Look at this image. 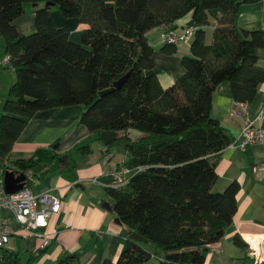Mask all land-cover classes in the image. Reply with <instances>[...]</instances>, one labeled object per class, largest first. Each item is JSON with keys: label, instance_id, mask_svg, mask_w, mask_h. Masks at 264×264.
I'll return each instance as SVG.
<instances>
[{"label": "trees", "instance_id": "1", "mask_svg": "<svg viewBox=\"0 0 264 264\" xmlns=\"http://www.w3.org/2000/svg\"><path fill=\"white\" fill-rule=\"evenodd\" d=\"M255 1L0 0V38L15 72L0 116V169L25 173L26 187L32 182L28 172L38 178L61 169L63 156L53 144L26 158H11V150L37 111L80 104L79 121L90 132H123L117 142L127 149L122 166L131 172L118 185H109L107 193L129 232L146 239L127 238L118 258L101 264H207L206 251L233 221L240 189L237 180L215 189L217 160L232 138L211 115L213 93L227 82L235 104L249 103L264 80V70L256 65L264 29L236 23L240 5ZM26 2L36 4L35 28L21 33L13 20ZM46 2L86 25L80 42L55 24ZM214 11L219 15L206 42ZM189 13L195 25L190 54L181 58L184 73L163 87L146 32L171 28ZM159 50L172 54L176 44L163 42ZM124 75L123 83L113 87ZM105 89L110 90L100 94ZM77 151L86 153L89 145ZM64 157L75 161L70 153ZM232 240L238 247L247 245L238 233ZM142 243L163 253L154 256ZM2 248L0 264H23L17 252ZM77 261L71 253L55 264Z\"/></svg>", "mask_w": 264, "mask_h": 264}, {"label": "crops", "instance_id": "2", "mask_svg": "<svg viewBox=\"0 0 264 264\" xmlns=\"http://www.w3.org/2000/svg\"><path fill=\"white\" fill-rule=\"evenodd\" d=\"M35 7L32 3H24L23 13L13 20L21 33L34 30ZM49 12L55 24L68 31L72 41L80 42L81 32L86 27L84 23L77 18H64L56 9H49ZM218 15L219 12L214 11L210 16V31L205 30L206 42L211 41L212 24L216 22ZM236 23L239 27L264 29V0L241 4ZM194 25L189 13L175 20L171 29L180 33L183 28ZM163 28L164 26L152 28L146 32V36L154 48L152 59L155 68L160 70L157 73L158 80L163 87H167L184 73L181 58L190 54L191 37L178 42L172 54H164L159 50L163 45L159 37ZM3 53V41L0 38V55ZM256 55V65L264 70V48L257 49ZM5 69L8 68H0V82L8 79L6 96L0 98V116L3 113V102L15 80V72L10 68V76L3 75L7 71ZM261 110L264 111V80L259 84L254 99L248 103V116L254 118ZM82 111L83 106L80 104L39 110L27 119L25 127L13 144L11 158L30 157L37 149L47 148L54 143H58L57 150L63 156L60 158L61 169L38 178L32 177L28 172L29 180L32 181L29 187L32 192L38 194L47 189L52 190L60 198V209L53 214L46 228L51 234V243L41 251L38 249L39 238L27 234L11 217L13 233L5 247L18 252L21 262L24 260L22 248L28 253L26 256L29 255L27 264H55L59 257L71 253L76 254L77 264H101L104 259L115 261L129 238L128 228L114 221L116 215L113 208L109 211L102 205L107 200L105 196H109L107 187L113 181L117 168L128 159L126 147L117 142L123 132L117 131V137L104 144L99 134L90 132L80 123ZM211 115L220 121L231 140L237 137L246 115L235 104L229 83L222 82L216 87ZM257 125L264 129V113ZM85 145H89L90 151L79 153L77 148ZM67 153L74 157V163H69L64 157ZM215 169L218 174L216 190L223 189L232 180H237L240 184L237 211L227 230V239L238 233L245 242H250L251 236L263 235L264 142H250L243 149L233 144L227 145L221 150ZM109 204L112 207V203ZM1 212L11 216L7 208H3ZM245 235L248 236L245 238ZM222 246L223 244L217 249L215 243L209 249L225 253ZM249 249L248 245V248L239 247L235 252L227 251L231 258L223 264H233L236 258H243L245 251ZM258 251L260 254L261 251ZM214 257L213 254L211 259ZM222 260L224 262L226 259L222 257Z\"/></svg>", "mask_w": 264, "mask_h": 264}, {"label": "built area", "instance_id": "3", "mask_svg": "<svg viewBox=\"0 0 264 264\" xmlns=\"http://www.w3.org/2000/svg\"><path fill=\"white\" fill-rule=\"evenodd\" d=\"M193 29V26H188L183 28L180 33H176L173 29L165 27L160 33V37L163 42L177 44L180 41L187 40L192 35ZM4 66L12 69L10 55L7 53L0 55V68ZM239 106L246 117L243 120L240 132L230 144L243 149L247 143L264 142V129L257 125L264 111L261 110L254 118H250L248 116V103H243ZM127 172H129L128 168L118 167L110 185L116 186L123 182ZM3 175L4 171L0 169V247H5L11 238L13 233L11 227L12 217L27 234L39 238V250L46 249L52 240L51 234L46 228L49 226L53 214L60 209L59 196L50 189L35 194L26 186L15 192L7 193L4 189ZM3 208H7L11 212V216L3 215L1 212ZM249 248L255 256L253 263L259 264L262 262L263 258L261 253L259 254V249L251 246V244Z\"/></svg>", "mask_w": 264, "mask_h": 264}, {"label": "water", "instance_id": "4", "mask_svg": "<svg viewBox=\"0 0 264 264\" xmlns=\"http://www.w3.org/2000/svg\"><path fill=\"white\" fill-rule=\"evenodd\" d=\"M33 5H36L33 3ZM46 6H51L53 5L51 2H46ZM156 73H159L160 70L155 68ZM126 75L118 79L117 81L114 82L113 87H119L123 81L125 80ZM111 89V88H110ZM110 89H105L100 92V94L105 93L106 91ZM99 136L101 140L103 141L104 144H108L110 141L114 140L117 137V131L114 130H102L99 133ZM58 143L53 144V147H57ZM26 178L27 175L23 172L19 171H14V170H6L3 175V182H4V189L7 193L15 192L17 190L22 189L26 185ZM107 210L112 211V207L108 202H104L102 204ZM114 221L118 224L123 225V223L120 221L119 217H115ZM129 238L138 240V241H146V239L137 234L135 231H132L129 233ZM260 248L264 252V239L260 242ZM255 259V256L251 253L250 249L245 251L244 257L243 258H236L233 261V264H254L253 261ZM264 261V258L263 260Z\"/></svg>", "mask_w": 264, "mask_h": 264}, {"label": "rangeland", "instance_id": "5", "mask_svg": "<svg viewBox=\"0 0 264 264\" xmlns=\"http://www.w3.org/2000/svg\"><path fill=\"white\" fill-rule=\"evenodd\" d=\"M49 9H56L57 10V12L58 13H60V14H62V12H61V10H60V8H59V6L58 5H51L50 7H49ZM63 15V14H62ZM64 16V15H63ZM64 18H65V16H64ZM66 18H76V17H66ZM78 19V18H77ZM211 25V24H210ZM209 25V26H210ZM206 27V30H208V31H210V27ZM160 37V36H159ZM5 70H7L6 71V73H4L3 75L4 76H6V77H9L10 76V74H11V72L9 71L10 69L8 68V69H5ZM7 82H8V79H4V80H2V82H0V98L1 97H5L6 96V93H7V89H8V85H7ZM105 199H107V200H105V202H111L112 203V199L109 197V196H105ZM102 201H104V200H102ZM226 235H227V233L223 236V238L220 240V241H218V242H216V244H217V249L220 247V245L221 244H223V246H222V251H225V253H223V252H221L220 250H218V252H216V251H211V250H208V251H206V263L207 264H223V263H227V261H230V258L231 257H228V252L227 251H233V252H235V251H237L238 249H239V247L233 242V240H232V238L231 239H227V237H226ZM248 235H245V238L247 237ZM264 237V234L263 235H261V236H251V239L254 241H250L249 242V240H247V242H246V247L248 248V245H249V247H250V244H251V246H253V247H256V248H258L261 252V255H262V249L260 248V240H261V238H263ZM243 240H244V238L243 237H241ZM264 239V238H263ZM245 241V240H244ZM250 243V244H249ZM215 244V243H214ZM142 245L145 247V248H147L149 251H151L152 252V254L154 255V256H158V255H161L163 252H162V250L161 249H159V248H157V247H155L154 245H152L151 243H142ZM264 250V249H263ZM2 251H3V248H1L0 247V254L2 253ZM21 251H22V254H23V256H24V260H22V263L23 264H26L27 263V261H28V258H29V255H27L26 256V254H28L25 250H24V248H22L21 249ZM16 252V251H15ZM18 253V252H17ZM215 255V257H214V259H211V257H212V255ZM18 255H20L19 253H18ZM220 256H222L224 259H226V260H224V262H223V260H222V257L221 258H219ZM228 258H227V257ZM20 257V256H19ZM262 258H264V256L262 255Z\"/></svg>", "mask_w": 264, "mask_h": 264}, {"label": "bare ground", "instance_id": "6", "mask_svg": "<svg viewBox=\"0 0 264 264\" xmlns=\"http://www.w3.org/2000/svg\"><path fill=\"white\" fill-rule=\"evenodd\" d=\"M251 240H252V239H251ZM251 240H250V241H251ZM252 241H253V240H252ZM253 242H254V241H253ZM262 255L264 256V252H262ZM262 255H261V256H262Z\"/></svg>", "mask_w": 264, "mask_h": 264}]
</instances>
